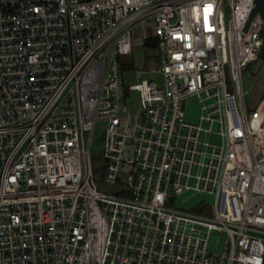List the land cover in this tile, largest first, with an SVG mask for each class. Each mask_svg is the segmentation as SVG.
Returning a JSON list of instances; mask_svg holds the SVG:
<instances>
[{
  "label": "built area",
  "instance_id": "built-area-1",
  "mask_svg": "<svg viewBox=\"0 0 264 264\" xmlns=\"http://www.w3.org/2000/svg\"><path fill=\"white\" fill-rule=\"evenodd\" d=\"M254 2L0 0V264H264ZM147 45L158 65L127 86L122 59ZM97 128L117 194L97 188ZM185 192L214 215L177 207Z\"/></svg>",
  "mask_w": 264,
  "mask_h": 264
},
{
  "label": "rangeland",
  "instance_id": "rangeland-1",
  "mask_svg": "<svg viewBox=\"0 0 264 264\" xmlns=\"http://www.w3.org/2000/svg\"><path fill=\"white\" fill-rule=\"evenodd\" d=\"M123 64L131 67L132 70H126L123 72V80L127 86L136 84L135 69L137 66H144L147 69L155 68L158 65V53L156 48L152 46L136 47L135 52L132 55H128L122 59ZM149 77V76H148ZM160 79V77H157ZM242 87L249 94L246 96L247 106L252 107L259 100V94L264 89V70L259 74L252 72V67L242 69L241 71ZM141 102L139 99V93H131L129 99V106L131 108H138ZM200 109L198 103L190 104L187 109L186 119L190 121L197 120ZM92 160L93 169L95 167L96 173L95 179L97 188L100 192L117 194L120 192L122 185L113 184L105 179V171L107 160L104 158L105 141L104 130L97 128L93 134L92 139ZM214 202V196L208 193L192 195V192H185L178 197L176 206L182 210L192 212L194 214H201L205 216H212V204ZM223 234L221 237L223 238ZM218 233L213 232L211 242L217 240Z\"/></svg>",
  "mask_w": 264,
  "mask_h": 264
},
{
  "label": "water",
  "instance_id": "water-1",
  "mask_svg": "<svg viewBox=\"0 0 264 264\" xmlns=\"http://www.w3.org/2000/svg\"><path fill=\"white\" fill-rule=\"evenodd\" d=\"M254 3H255V7H254V10H253L252 16L255 13L259 12L261 14V16L263 18V22H264V0H255ZM263 61H264V48H263V50L261 52L259 61L252 68V72L253 73L258 74Z\"/></svg>",
  "mask_w": 264,
  "mask_h": 264
},
{
  "label": "trees",
  "instance_id": "trees-1",
  "mask_svg": "<svg viewBox=\"0 0 264 264\" xmlns=\"http://www.w3.org/2000/svg\"><path fill=\"white\" fill-rule=\"evenodd\" d=\"M124 67L128 68L129 66L124 64ZM94 173H96L95 167H94Z\"/></svg>",
  "mask_w": 264,
  "mask_h": 264
}]
</instances>
